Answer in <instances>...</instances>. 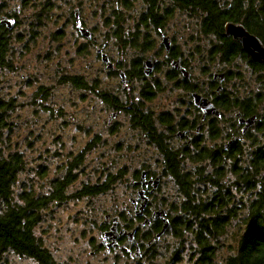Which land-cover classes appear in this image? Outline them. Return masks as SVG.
Wrapping results in <instances>:
<instances>
[{"label": "rangeland", "instance_id": "374dc122", "mask_svg": "<svg viewBox=\"0 0 264 264\" xmlns=\"http://www.w3.org/2000/svg\"><path fill=\"white\" fill-rule=\"evenodd\" d=\"M125 1L0 2V18L11 30L10 50L7 53L10 66H0V99L13 100L11 134L8 139L11 140V150L20 152L24 159L23 169L17 173L13 189L17 193L30 190L34 195L48 194L52 179L61 176L65 164L97 137L99 141L91 144V148L84 152L77 179L68 187L67 193L74 194L83 185L104 183L109 174L115 176V180L99 194L79 198L71 196L62 204L50 202L46 215L34 228L35 236L42 239L53 259L61 264H196L200 253L190 231L177 236L175 231L169 230L152 246L150 255L146 256L122 257L118 254L104 258L102 253L99 257L92 255L93 246L90 247V244L99 239L98 231L108 216H113L111 221L116 222L110 227L111 234L116 232L117 222H122L121 212L127 213L130 192L133 191L131 183L136 171L145 167L150 171L157 170L162 176L158 193L151 199L154 204L165 205L167 208L171 204L179 207L180 211L182 194L179 192L180 186L178 188L174 178L166 172L165 157L157 146L148 145V140L138 129L135 132L128 129L122 115L112 119L109 125L107 120L111 116V107L106 102L99 111V104H96L98 98L92 97L88 89L75 90L69 81L60 82L59 79L61 77V81H64V77L83 76L87 84L95 83L99 88L120 95L119 76L109 74L96 53V48L101 47L104 54L113 55L112 59L123 60L121 67L133 79L150 87L156 76H163L169 72V68L160 64L166 71L162 69L153 78L139 79L133 75L136 63L146 60L147 67L143 68L149 70V67L157 64L155 57L166 59L168 47L166 50L163 47L167 42L166 46H172L177 61L181 63L179 68L185 67L181 74L188 80L187 86L170 84L163 79L160 89L155 90L154 97L143 107L158 116L164 113L170 117L168 124L157 123V127L171 135L172 141L175 131L168 133V127L174 128L176 121L187 119V101L192 89H204L203 83H208V78L215 71L231 70L234 76L239 73L238 78L241 79L249 77V72L242 58L230 62L223 59L221 53L215 51L218 43L216 39L201 33L196 19L192 18L195 14L192 16L185 10L173 7L174 2L170 0H160L153 10L154 14L161 15L173 9L163 21L162 29L165 33L161 30V37L159 31L151 25L153 28L149 26L147 30H142L140 26L142 32L138 38H130L139 17L152 9L142 5L141 0H128V4ZM8 20H12L10 24ZM116 28H119L117 33L120 43L112 34ZM81 29L89 32L90 36L83 35ZM146 39L151 40L152 44L143 47ZM130 42L134 44L130 46ZM147 59L154 63L148 64ZM255 86L258 87L257 83L250 84V92L255 90ZM40 87L47 89L48 95L40 96L37 93ZM243 94L246 92L243 91ZM257 99L260 100L258 106L264 108V97ZM58 109L62 112H58ZM53 110L54 115H51ZM228 110L231 112V109ZM263 135L256 138L264 144ZM182 149H177L179 155L175 156L180 164L181 160H185L180 173L186 171L187 179L190 178V182H194L192 186L196 188L198 182L195 183V180L199 173H205L207 177L206 172L210 169L200 163H192L190 150ZM224 168L223 183L231 189L234 204L240 206V209L236 222L230 219L219 239L210 241L214 246L212 264H224L230 256L237 254L238 231L240 228L242 230V219L246 216L243 213L248 214L257 192L253 189L251 194H241L242 186L235 190L233 167L227 165ZM15 192L16 200L18 194ZM128 231L129 238H132L134 231ZM0 264L40 263L31 256L21 257L9 248L1 251Z\"/></svg>", "mask_w": 264, "mask_h": 264}, {"label": "trees", "instance_id": "16d2710c", "mask_svg": "<svg viewBox=\"0 0 264 264\" xmlns=\"http://www.w3.org/2000/svg\"><path fill=\"white\" fill-rule=\"evenodd\" d=\"M5 0H0L4 3ZM160 0H142V5L152 9L149 13H143L136 23L135 30L130 34V38H138L142 30L147 27H154L157 31L162 29L163 21L167 15L172 13L173 9L164 11V14H154L153 10L157 7ZM174 2L173 7L179 10H185L195 18L199 24L201 33L209 37H214L218 42L215 51L220 52L223 59L227 60L233 56L240 54L241 44L230 40L224 35V24L226 22H234L241 24L247 31L256 35L264 45V0H170ZM129 1L126 0L125 4ZM123 4L127 9L128 5ZM0 4V13H1ZM158 14V15H157ZM123 19V18H122ZM150 23V24H149ZM152 25V26H151ZM140 26L141 29H140ZM152 27V28H153ZM159 28V29H158ZM116 28L113 31L114 39H118ZM122 29V27H121ZM10 31L0 18V66H10L7 60V53L10 50ZM124 30L122 32V36ZM129 38V37H128ZM143 47L151 45L152 41L145 40ZM134 43L130 42V46ZM132 48V47H131ZM119 61V62H118ZM123 60H115L117 67H120ZM120 63V65H118ZM142 61L139 60L135 66L134 76L142 77L140 68ZM104 67L106 64L104 63ZM124 69V68H120ZM109 74L118 75L115 71L106 70ZM119 76V75H118ZM60 82L69 81L75 90L88 89L94 91L99 99L112 105L115 109H121L125 112L140 111L139 115H130L133 123L139 126L145 134H151V139L156 142L158 148L162 151L165 160L164 168L166 172L174 178L175 184L179 192L182 194V206L179 211L180 217L186 224L182 231H176V235H183L185 231H190L196 241L197 250L200 257L196 264H212L211 258L214 253V246L210 241L219 239L230 219H235L238 215L240 206H235L231 189L223 183L224 166L216 165L211 173H199L195 183V188L187 179L188 173L182 171L180 164L175 156L179 155L178 150H173L166 141L165 134L158 132L154 125V120L165 125L170 122L167 115H155L150 111L144 112L142 103L137 105H128L118 97H112L108 90L99 88L98 85L92 83L87 84L83 76L74 75L64 77ZM187 84V82L185 83ZM96 86V87H95ZM149 87H144L142 91L143 98L150 99L151 92ZM40 96L48 95V90L40 87L38 92ZM97 98V97H95ZM124 100V99H123ZM96 102H98L96 100ZM13 100L0 99V251L13 249L20 255L34 257L40 264H55V260L51 256L48 249L43 245L42 239L36 237L34 228L46 215L49 203L56 201L62 204L69 197H83L85 195H95L103 192L109 183L115 180V176L109 174L104 183H95L92 185H83L81 189L76 190L74 194H68V187L77 179V171L81 168L84 152L91 148V144H96L99 138L95 137L83 148L75 157L67 164L61 176H58L50 182V191L48 194L34 195L30 190H22L20 193L13 189L17 173L23 169V157L20 152L13 151L10 148L11 140L9 134L10 117L12 114ZM226 107H230L229 103H225ZM143 111V112H142ZM54 110L50 112L54 115ZM58 112L60 109H58ZM183 122V121H182ZM183 124V123H182ZM181 123L179 126H183ZM176 126V125H175ZM168 133H173L175 127H168ZM168 139V138H167ZM240 166L233 161L231 166L234 173V189H240L241 194H246L255 189V200L249 208L248 214L242 219V230L238 231L237 237V254L230 256L224 264H264V144L258 142L256 148H250L248 153L240 150ZM243 164H246L242 167ZM227 166V165H225ZM122 173V172H121ZM120 173V175H121ZM138 175V172L135 176ZM193 190V191H192ZM14 192L17 195L14 199ZM243 211V210H242ZM241 219V218H240ZM174 231V230H173Z\"/></svg>", "mask_w": 264, "mask_h": 264}, {"label": "flooded vegetation", "instance_id": "af4514ba", "mask_svg": "<svg viewBox=\"0 0 264 264\" xmlns=\"http://www.w3.org/2000/svg\"><path fill=\"white\" fill-rule=\"evenodd\" d=\"M161 30L163 31V29L159 30L160 37L162 33ZM227 38L230 39V37ZM100 48H96L97 55L103 52L100 50ZM163 48L165 50L167 49L166 46ZM240 49L242 52H240V54L237 56L228 58V62L237 58H242L244 61H247L248 64L245 68L249 72V77L243 79L239 77V79V73H237L238 75L234 76L233 71L224 69L213 72L211 77L208 78V83H203L205 86L201 91H198V89H192L190 95L188 96L190 98L187 101V119L183 122L176 121L177 124L175 126V132L172 134L174 135V141H171V135L158 130V120H154V125L156 126L157 131L163 132L166 135V141L170 147L174 148V151L177 149L184 150L182 148H188L190 150L189 158L193 161L192 163L197 162L203 166H208L211 172L216 165H231L232 162L236 160L239 164L241 155L240 150L243 145L262 142V140L257 139L256 137L260 134H264V108H262V106H258V102L260 100L257 99V97H264V65L261 63L250 62L251 57L243 50L242 47H240ZM166 51V59H162L160 56L155 57L157 64L149 67V70H145V68H143L144 66L147 67V65L145 64L146 60H142V69L140 68V70L143 79L153 78L157 71L164 69L159 66L160 64H163L169 68V72L164 73L163 76H156V80H153V85H150L148 89L153 92V94L155 93L156 89H160L161 81L163 79L168 81L167 83L170 84H184V86H187L185 83L188 80L184 79L183 74H181L182 71L180 70H184L185 67L182 66L178 70L177 68H174L172 65L177 60L175 51L172 50V46L170 45H168V49ZM112 56L109 58L113 64H109L110 66L106 65V69L109 71L116 70L119 75V71L122 69H120L121 67H117L115 60L112 59ZM147 60L148 64L149 62L151 64L154 63L151 59ZM181 61L183 64L182 59ZM180 64L181 63L179 62L178 66H180ZM122 71L124 72V81H121L120 79V95L113 93H110V95H112V97H120L123 102H127L128 99V105H137L138 102L142 103V106L145 105L146 102L150 100L143 98V95L141 94L145 85L137 82L135 78L133 79L131 74L125 68ZM142 77L139 79H142ZM248 79L250 80L248 83H246ZM255 83H257L258 87L255 86V90L250 92V84L254 85ZM158 84L159 87H156ZM89 91L92 97L98 98V102L96 104H99V108L97 109L100 111V108H102L105 101L99 99L94 91ZM243 91L246 92L245 95L243 94ZM258 92L263 93L257 94ZM153 94L151 93V97H154ZM195 95L200 96L207 101L210 100L217 107V109L221 111L220 115L204 112L203 108L195 103ZM225 103H229L231 105L229 107L231 112H228L229 110L228 107L225 106ZM108 105L111 107V116L107 120L109 125L112 119L122 115V117L125 119L128 129L133 132L138 129L139 132L143 134L144 138L148 140V145L154 147L157 146L158 148L156 142L152 141L150 136L151 134H145L139 126L137 127V125L133 123V118L131 119L130 115L134 114L138 116L140 111L127 113L121 109H114L110 104ZM144 112H147L145 108ZM150 112L154 113L152 111ZM190 112H192V115ZM104 113H106L105 110ZM154 114L157 115L156 113ZM162 114L164 115V113ZM252 115L255 116V118H252ZM202 116H204V118H202ZM225 117L226 122L222 124L219 119H225ZM215 119L219 120V122L212 124L211 121H215ZM248 119H253V122L249 123L247 121ZM180 123H183V126H179ZM252 137L253 139L250 140ZM182 163L183 166H185V160L182 161ZM210 171H207L206 174ZM137 172L138 175L135 176ZM135 174L133 179L134 181L131 183L133 186H131L133 191L130 192V204L129 207H127V213L124 214L121 212L120 215L123 223L117 220L118 222L116 232L106 235V233L109 232L112 223L114 222L113 220L111 221L113 216H108V219L104 221L103 225L98 231L99 239L95 243L90 244V247L93 246L91 253L94 257H99L101 255L100 253H102V257L104 258H108L109 255L118 254L122 257H140L142 255H150V251L153 248L152 246L155 245L161 238H163L169 230H174L176 232L186 227V224L180 217L179 207L170 204L167 208L165 205L154 204L151 200L153 199V196L158 193V188L162 177L159 173H157V170L150 171L144 167L136 171ZM156 177H159V183L156 187H153L152 179ZM142 190L144 191V195L147 197V201L144 208L140 210V205L143 201L139 198V192ZM157 211H163V213L155 214L154 216L153 213H156ZM130 220L133 221L135 225L131 223ZM165 220L168 221V225L163 230V223ZM114 223L116 224V222ZM128 230L134 231V242L130 241L131 238H129ZM20 256L22 257L25 255ZM55 264H61V262L55 260Z\"/></svg>", "mask_w": 264, "mask_h": 264}, {"label": "water", "instance_id": "95a60500", "mask_svg": "<svg viewBox=\"0 0 264 264\" xmlns=\"http://www.w3.org/2000/svg\"><path fill=\"white\" fill-rule=\"evenodd\" d=\"M11 21L8 24H10ZM4 22L6 23L7 21H4ZM224 30H225L224 35L232 36L234 41H237L238 43H240L243 50L251 57V59L258 61V62H262L264 65V45L262 44V42L259 40V38L256 35L247 31L242 25L236 24L234 22H229V21L224 24ZM81 33L85 36H90L89 32L83 31V29H81ZM166 44L167 42L165 43V46ZM166 47H168V45ZM102 60L105 63L109 64V61L107 58H105L104 54L102 55ZM178 63L179 62L176 60V62L173 63L172 66L174 68L180 69L178 66ZM180 70L182 72L184 71L183 69H180ZM120 77H121V81H124L123 73H120ZM194 101L196 104H198L202 108L204 107L205 102H207L206 99L201 98L200 96H197V95L194 96ZM203 109H206V108H203ZM248 122L249 123L253 122V119L249 120ZM152 183H153V187H156L159 183V177L152 179ZM139 195L141 197L145 196L144 191L143 190L140 191ZM146 201H147V197L144 198L143 203L141 204L140 210L144 208ZM162 213L163 211H157L156 213H153V215L155 216V214H162ZM167 225H168V221L165 220L163 223V230L164 228L167 227ZM106 235H110V233L107 232Z\"/></svg>", "mask_w": 264, "mask_h": 264}, {"label": "bare ground", "instance_id": "6f19581e", "mask_svg": "<svg viewBox=\"0 0 264 264\" xmlns=\"http://www.w3.org/2000/svg\"><path fill=\"white\" fill-rule=\"evenodd\" d=\"M241 25V24H240ZM244 27V26H243ZM245 28V27H244ZM126 29V28H125ZM223 30H224V27H223ZM224 34H225V30H224ZM226 37H230L231 39H233V37L232 36H226ZM104 53L103 52H101V53H99V57H100V60L102 61V62H104L103 60H102V55H103ZM105 55V58H107L108 59V61H109V64H113V62L110 60V56L109 55H106V54H104ZM250 62H252V63H261V64H263L262 62H258V61H255V60H253V59H251L250 60ZM105 63V62H104ZM106 65H109V64H107V63H105ZM248 64V62L246 61V65ZM118 65H120V63L118 64ZM120 67H121V65H120ZM119 67V68H120ZM120 73H123L124 74V72L122 71V70H120L119 71V78L121 79V77H120ZM233 105H234V103H233ZM203 108H206V109H203V111L204 112H209L210 114H216V115H220V113H221V111L220 110H218L217 109V107L210 101V100H208L207 102H205V105H204V107ZM252 111H255V110H252ZM191 113V115H192V112H190ZM226 116V115H225ZM252 118H255V116H251ZM202 118H204V116H202ZM220 121H221V123L223 124V123H225L226 122V117H225V119H222V118H220L219 119ZM219 120H216L215 119V121H211V123L212 124H215V123H217V122H219ZM249 120H251V119H248L247 121H249ZM253 139V137L252 138H250V140H252ZM252 142V141H251ZM256 144L257 143H252V144H247V145H243V147H242V150H244V153H248V150L250 149V148H256ZM228 166H231V165H228ZM146 196H143V197H141L140 195H139V198L143 201L144 200V198H145ZM132 235H133V237L130 239V241L131 242H134L135 241V239H134V232H132Z\"/></svg>", "mask_w": 264, "mask_h": 264}]
</instances>
